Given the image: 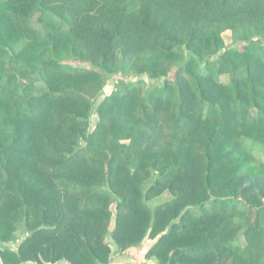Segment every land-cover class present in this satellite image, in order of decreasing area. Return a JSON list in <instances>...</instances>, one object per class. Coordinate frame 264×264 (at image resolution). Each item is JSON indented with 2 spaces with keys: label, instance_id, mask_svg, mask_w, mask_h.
I'll return each mask as SVG.
<instances>
[{
  "label": "trees",
  "instance_id": "obj_1",
  "mask_svg": "<svg viewBox=\"0 0 264 264\" xmlns=\"http://www.w3.org/2000/svg\"><path fill=\"white\" fill-rule=\"evenodd\" d=\"M148 241L157 264H264V0H0L2 263Z\"/></svg>",
  "mask_w": 264,
  "mask_h": 264
},
{
  "label": "rangeland",
  "instance_id": "obj_2",
  "mask_svg": "<svg viewBox=\"0 0 264 264\" xmlns=\"http://www.w3.org/2000/svg\"><path fill=\"white\" fill-rule=\"evenodd\" d=\"M223 39L225 41L226 49L236 48V45L233 43L232 36H231L230 32L225 33L223 35ZM72 63H74L75 65H80L81 64V63H78V62H72ZM116 77L119 78L120 76H116ZM115 78H112L109 81V83L105 87L104 93L100 94L99 97L95 101L94 113H93V115L91 117V126H90V129H89L90 132H93L95 130V128L97 126V123H98V120H99L98 119V115L96 113V108L106 98V96L113 90V87H114L113 85H114V82L116 81ZM143 79H145L150 86L153 84V82L149 81L146 77H143ZM136 80H138V77L136 75H131V76L128 77V81H136ZM258 157L260 159H263L261 154H259ZM171 199H172V196L169 193H166L159 201L156 202V205L160 204V203L168 202ZM20 234H21V236H20V238H18V241H21L24 238L23 233H20ZM18 243L19 242H14L12 244H9L8 247H10L12 249H16ZM151 245H152L151 241L146 242L141 247L140 250H135V251L132 252V254L128 255L129 257L125 258V260H126L125 262H124V260L122 258H120V260L118 262L116 261V257L117 256H122L119 253V251H118L117 253H115V255H114L115 257H113V260H112L111 264H131V262H132V264H157V262L155 260H153V259L152 260H150L148 258L146 259V253L149 250ZM112 251L113 252L115 251V247L112 248Z\"/></svg>",
  "mask_w": 264,
  "mask_h": 264
},
{
  "label": "crops",
  "instance_id": "obj_3",
  "mask_svg": "<svg viewBox=\"0 0 264 264\" xmlns=\"http://www.w3.org/2000/svg\"><path fill=\"white\" fill-rule=\"evenodd\" d=\"M114 257H115V256H114ZM127 257H129V256H128V255L117 256V257H116V261L118 262V261L120 260V258H122V259L124 260V262H125V261H126L125 258H127ZM0 264H3L1 258H0ZM24 264H36V263L28 262V263H24ZM58 264H68V263H66V262H61V263H58ZM131 264H132V262H131Z\"/></svg>",
  "mask_w": 264,
  "mask_h": 264
}]
</instances>
